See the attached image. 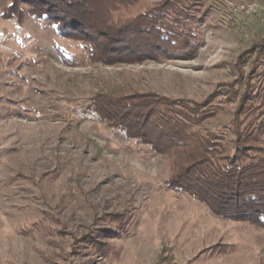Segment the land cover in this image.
<instances>
[{
  "label": "rangeland",
  "instance_id": "374dc122",
  "mask_svg": "<svg viewBox=\"0 0 264 264\" xmlns=\"http://www.w3.org/2000/svg\"><path fill=\"white\" fill-rule=\"evenodd\" d=\"M34 1L0 0V264H264V228L169 190L168 156L87 110L95 99L196 103L216 114L194 129L232 140L244 82L264 90V0H137L115 16L162 7L188 29L185 44L144 55L124 38L105 48L115 36L89 20L63 36L29 14Z\"/></svg>",
  "mask_w": 264,
  "mask_h": 264
},
{
  "label": "trees",
  "instance_id": "16d2710c",
  "mask_svg": "<svg viewBox=\"0 0 264 264\" xmlns=\"http://www.w3.org/2000/svg\"><path fill=\"white\" fill-rule=\"evenodd\" d=\"M36 1L28 3L29 14L34 19L50 21L63 36L69 35L67 28L71 23L86 27L83 22L88 20L92 22V30L107 29L108 36L115 37L105 48L116 39L124 38L129 40L132 49L139 51L138 55L152 54L154 48L167 50L183 45L185 41L179 42L178 37L188 36L185 33L188 29H180L175 24L176 17H170L172 24L163 16L162 7L149 8L135 19L115 16L134 6L137 0ZM9 7L11 13L16 8L15 14H20L18 4ZM96 7L98 12L94 17ZM73 9L76 15L70 12ZM57 12L71 17L55 18ZM260 45L256 50L258 57L264 49V40ZM113 46L116 48L117 44ZM82 49L90 58L98 55L96 43H85ZM251 80L249 76L244 82V91L227 128L233 137L229 141L223 133L203 134L194 129L216 114V109L196 103H172L150 96L136 97L131 102L95 99L87 110L120 130L127 139L150 144L157 153L168 156L173 167V175L165 184L169 190L190 196L216 218L264 228V147L260 145L264 136V90H253L249 85Z\"/></svg>",
  "mask_w": 264,
  "mask_h": 264
}]
</instances>
